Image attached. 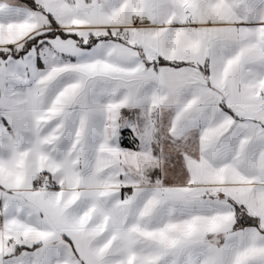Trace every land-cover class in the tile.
Instances as JSON below:
<instances>
[{"label": "snow or ice", "instance_id": "6c2138e0", "mask_svg": "<svg viewBox=\"0 0 264 264\" xmlns=\"http://www.w3.org/2000/svg\"><path fill=\"white\" fill-rule=\"evenodd\" d=\"M0 264H264V0H0Z\"/></svg>", "mask_w": 264, "mask_h": 264}]
</instances>
